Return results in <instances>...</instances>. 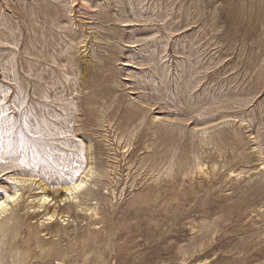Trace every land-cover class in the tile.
<instances>
[{
	"label": "rangeland",
	"instance_id": "obj_1",
	"mask_svg": "<svg viewBox=\"0 0 264 264\" xmlns=\"http://www.w3.org/2000/svg\"><path fill=\"white\" fill-rule=\"evenodd\" d=\"M0 197V264H264V0H0Z\"/></svg>",
	"mask_w": 264,
	"mask_h": 264
},
{
	"label": "bare ground",
	"instance_id": "obj_2",
	"mask_svg": "<svg viewBox=\"0 0 264 264\" xmlns=\"http://www.w3.org/2000/svg\"><path fill=\"white\" fill-rule=\"evenodd\" d=\"M83 184H84V183H82V182L79 183V184H78V187L80 188ZM71 191H72V190H71ZM75 191H76V190H75ZM13 195H14V194H13ZM45 196H46V195H45ZM10 198L13 199L14 196H13V197H10ZM10 198H9V199H10ZM44 198H46V197H44ZM49 198H50V197H49ZM5 199H6V198H5ZM11 199H10V200H11ZM14 199H15V198H14ZM6 201H7V200H6ZM2 208H4V203H2V206H0V209H2ZM55 211H56V210H55ZM52 212H53V211H52ZM49 216H50V215H49ZM44 221H45V220H44ZM46 222H47V221H46ZM42 225H43V223H42ZM40 226H41V225H40ZM45 227H46V226H45ZM54 239H55V238H54Z\"/></svg>",
	"mask_w": 264,
	"mask_h": 264
},
{
	"label": "snow or ice",
	"instance_id": "obj_3",
	"mask_svg": "<svg viewBox=\"0 0 264 264\" xmlns=\"http://www.w3.org/2000/svg\"><path fill=\"white\" fill-rule=\"evenodd\" d=\"M21 162H23V161H21ZM2 197H0V206H2Z\"/></svg>",
	"mask_w": 264,
	"mask_h": 264
}]
</instances>
